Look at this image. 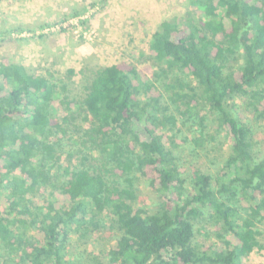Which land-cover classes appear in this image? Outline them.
Here are the masks:
<instances>
[{
    "label": "trees",
    "instance_id": "obj_1",
    "mask_svg": "<svg viewBox=\"0 0 264 264\" xmlns=\"http://www.w3.org/2000/svg\"><path fill=\"white\" fill-rule=\"evenodd\" d=\"M195 5V22H163L152 34L149 57L159 73L151 80L120 60L97 70L75 98L0 59L3 262L81 264L73 240L103 230L115 235L105 253L109 264H244L262 249L264 157L254 156L250 126L229 105L240 97L264 116V0ZM166 93L172 110L160 102ZM195 98L215 115L229 152L214 173L186 176L171 148L178 116L198 108ZM197 116L202 130L206 112ZM77 140L79 149L66 152ZM74 157L80 166L70 163ZM136 174L173 199L151 212L135 209ZM201 232L208 244L197 241Z\"/></svg>",
    "mask_w": 264,
    "mask_h": 264
},
{
    "label": "rangeland",
    "instance_id": "obj_2",
    "mask_svg": "<svg viewBox=\"0 0 264 264\" xmlns=\"http://www.w3.org/2000/svg\"><path fill=\"white\" fill-rule=\"evenodd\" d=\"M195 1L0 0V59L5 57L22 64L31 73L56 83L57 88L64 86V94L75 98L83 96L85 83L97 70L120 60L132 64L151 80L154 73H159L149 57L152 34L163 22H177L179 25H184L186 20L195 22L198 19ZM224 22L228 25L227 20ZM68 70L73 74H68ZM167 79L170 80L168 83L172 82L171 77ZM181 79L195 86L191 78ZM184 92L189 91L185 89ZM168 94H164L160 102L162 107L172 110ZM197 102L198 108L188 111L187 118L178 116V129L173 139L175 146L171 148L178 163L185 168L186 176L195 171L214 173L224 164L229 152L227 135L218 128L215 115L208 105L200 100ZM182 103L176 99V104L184 109ZM246 103V99L238 97L229 106H236L237 112L249 124L253 154L261 158L264 157V116L247 110ZM203 112H206L205 127L201 130L196 122L197 114ZM183 119L185 124H182ZM77 146L78 140L76 144L70 141L65 147L66 152L73 153L75 149V153L79 149ZM68 159L66 154L62 156V167ZM70 163L80 166L77 157ZM135 177V209L151 212L173 199V194L152 190L146 180L138 174ZM1 194L4 199L7 191L2 190ZM257 229L262 249H255L244 264H264V221ZM207 231L213 232L211 227ZM114 239L115 235L103 230L86 241L73 240L71 251L81 264H109L105 253ZM196 239L200 244H208L211 240L204 232L196 233ZM0 264L10 263L0 259Z\"/></svg>",
    "mask_w": 264,
    "mask_h": 264
}]
</instances>
